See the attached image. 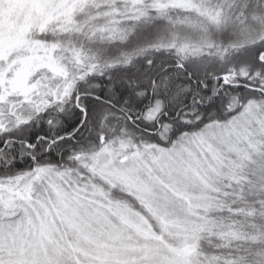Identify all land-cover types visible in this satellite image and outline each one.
Here are the masks:
<instances>
[{"label":"snow or ice","instance_id":"snow-or-ice-1","mask_svg":"<svg viewBox=\"0 0 264 264\" xmlns=\"http://www.w3.org/2000/svg\"><path fill=\"white\" fill-rule=\"evenodd\" d=\"M0 264H264V0H0Z\"/></svg>","mask_w":264,"mask_h":264}]
</instances>
